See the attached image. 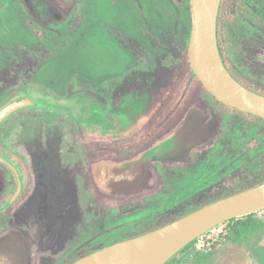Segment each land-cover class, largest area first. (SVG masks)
<instances>
[{
  "label": "rangeland",
  "instance_id": "374dc122",
  "mask_svg": "<svg viewBox=\"0 0 264 264\" xmlns=\"http://www.w3.org/2000/svg\"><path fill=\"white\" fill-rule=\"evenodd\" d=\"M245 2L230 37L264 90V0ZM192 25L190 0H0V107L24 94L60 107L23 110L0 129V154L20 165L25 183L0 212V264H64L107 226L137 228L163 211L180 213L231 192L236 176L246 184L264 179V169L247 178L242 168L243 141L261 120L204 98L192 104L196 85L185 62ZM183 91L184 102L157 128ZM137 128L156 140L143 153L90 160V145ZM253 134L263 144L264 125ZM155 159L177 163L164 167L161 187ZM16 187L0 163V208ZM153 190L140 202L121 199ZM255 217L238 239L226 222L170 264H264V210Z\"/></svg>",
  "mask_w": 264,
  "mask_h": 264
},
{
  "label": "water",
  "instance_id": "95a60500",
  "mask_svg": "<svg viewBox=\"0 0 264 264\" xmlns=\"http://www.w3.org/2000/svg\"><path fill=\"white\" fill-rule=\"evenodd\" d=\"M221 3L222 0H191V68L219 102L264 119V94L239 81L221 55L218 38ZM47 107L48 103L32 95L16 97L0 107V126L15 113ZM0 163L9 167L17 178V188L6 206L0 208L1 212L21 195L24 181L17 166L2 154ZM262 210L264 182L216 200L158 229L95 250L70 264H166L218 225Z\"/></svg>",
  "mask_w": 264,
  "mask_h": 264
},
{
  "label": "trees",
  "instance_id": "16d2710c",
  "mask_svg": "<svg viewBox=\"0 0 264 264\" xmlns=\"http://www.w3.org/2000/svg\"><path fill=\"white\" fill-rule=\"evenodd\" d=\"M81 16L83 14L81 13V10H78ZM248 12V6L245 2V0H222L220 11H219V18H218V38H219V47L221 51V55L223 57V60L228 67V69L231 71V73L244 85L249 87L250 89L260 92L264 94V90L256 87L254 82H257L259 78L250 73L244 66L243 63H241L236 49L234 48V45L231 41L230 37V31L229 26L231 24L239 22L240 18ZM28 27L31 31V33L36 36L39 39H43L45 36H43V33L41 31V28L33 21L29 20L27 22ZM185 62L188 67V79L189 84L196 85V93L195 97L193 99V103H198L201 99H205L206 102L211 105L212 107L216 108L219 105L225 106L226 108L230 109L231 111L241 115L245 119L249 121L254 120H261L258 125L262 126L264 125V119L261 117H258L256 115H253L251 113L240 111L237 108L227 106L226 104L219 102L216 97L211 94L205 85L202 83V81L199 79V77L194 74L191 63H190V54H189V46L187 48V53L185 57ZM23 95V94H22ZM28 95V94H24ZM186 93L183 91L182 93H179L171 105V109L169 113L164 114L162 117L157 118V128L161 127L163 122L168 118L167 115H169L171 112H173L175 109H177L185 100ZM32 110V109H27ZM26 110V111H27ZM42 110L54 112V113H60L57 109H51V107L44 108ZM22 111L13 114L11 117H9L1 126L6 124L10 121L12 117L18 116L21 114ZM184 114H181L182 117ZM256 125L255 129L252 133H250L247 137H245L242 145V153L246 155V157L249 159L244 165H243V172L247 175V178H251L253 176V173H259L264 169V142L261 144L260 138H258L256 135H254V131H256L260 126ZM226 127V121H223L222 128ZM154 138L150 137V134L147 129H140L137 128L134 131L123 135L122 137L115 138L111 142H97L96 144L99 145L97 149H93L90 145L86 150L87 151H93L91 153L95 154L93 156V159L90 160L93 162H98L99 160H112L115 162H121L125 160L133 159L134 157L140 155L145 150L150 148L154 142ZM263 146V148H262ZM260 148H262V151L259 152ZM198 150V148L194 149L193 151ZM90 154V153H89ZM177 163L174 162H167L161 159H155L153 161V165L158 169L161 179L158 187L162 186V183L165 181V175L163 172V169L165 166L168 165H175ZM20 167V166H19ZM264 182V179L256 184H246L245 180H242L240 177L236 176L232 181L229 183V187H231V192L218 197V198H212L205 202L199 203L191 208H186L182 210L180 213L170 215L169 217L165 218L161 215H165L163 211L162 214L158 213L154 216L150 224H140L137 226V228L130 227L128 223L123 222L122 224H114L105 227L101 231L97 232L95 235L90 238V240L87 242L88 245L83 247V249H78L70 258V260L64 264H70L71 262L90 254L91 252L101 249L103 247H106L108 245L114 244L119 241H123L129 238L140 236L144 233L153 231L155 229H158L168 223H171L177 219H180L187 214L207 205L210 204L216 200H219L221 198L239 193L243 190H246L248 188L254 187L258 184H261ZM156 190H153L146 195H136L131 197H123L121 199H129L130 201L136 203L143 201L145 196H150L154 194ZM256 222H259V219H256L255 214L248 215L246 217L241 218H235L230 221H228L229 224H231V232L232 236L235 239H238L241 235H244L248 232V230L254 226ZM197 239L188 244L185 248H183L179 253H184L185 251H188L189 249H192V247L196 244ZM264 250V249H263ZM178 253V254H179ZM177 254V255H178ZM175 255L168 263L170 264L172 261L176 259Z\"/></svg>",
  "mask_w": 264,
  "mask_h": 264
},
{
  "label": "flooded vegetation",
  "instance_id": "af4514ba",
  "mask_svg": "<svg viewBox=\"0 0 264 264\" xmlns=\"http://www.w3.org/2000/svg\"><path fill=\"white\" fill-rule=\"evenodd\" d=\"M191 1V0H190ZM191 9H192V7H191ZM244 84V83H243ZM48 107H50L49 106V104H48ZM44 109V108H43ZM60 109V107H57V110H59ZM4 155V154H3ZM7 159H9L12 163H14L16 166H17V168L19 169V171H20V173H21V175H22V177H23V181H24V174L21 172L22 171V169H21V167H19L20 165L17 163V162H15L14 161V159L13 158H10V157H8L7 155H4ZM2 164V163H1ZM4 165V164H3ZM6 166V165H5ZM7 167V166H6ZM10 171H11V169L9 168V167H7ZM12 172V171H11ZM13 173V172H12ZM13 175L15 176V174L13 173ZM15 178H16V176H15ZM16 181H17V178H16ZM25 184V183H24ZM17 188V187H16ZM24 191V190H23ZM23 193V192H22ZM21 193V194H22ZM13 196V195H12ZM11 196V197H12ZM11 197H10V199H11ZM20 197V196H19ZM9 199V200H10Z\"/></svg>",
  "mask_w": 264,
  "mask_h": 264
}]
</instances>
